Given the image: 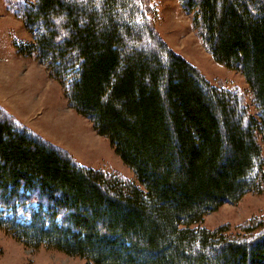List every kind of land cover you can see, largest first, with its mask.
Returning <instances> with one entry per match:
<instances>
[{
  "label": "trees",
  "instance_id": "trees-1",
  "mask_svg": "<svg viewBox=\"0 0 264 264\" xmlns=\"http://www.w3.org/2000/svg\"><path fill=\"white\" fill-rule=\"evenodd\" d=\"M151 3L37 0L16 12L35 39L20 52L46 64L136 181L0 116V229L85 264H264V232L246 237L264 221L236 237L202 225L264 188V0H180L213 59L245 78L258 119L167 45ZM33 200L29 223L5 218Z\"/></svg>",
  "mask_w": 264,
  "mask_h": 264
},
{
  "label": "rangeland",
  "instance_id": "rangeland-1",
  "mask_svg": "<svg viewBox=\"0 0 264 264\" xmlns=\"http://www.w3.org/2000/svg\"><path fill=\"white\" fill-rule=\"evenodd\" d=\"M36 1L0 0V116H12L16 123L69 152L81 166L136 181L134 172L116 153L110 140L100 136L92 121L70 106L65 86L50 76L46 64L35 55L20 52V45L32 44L35 39L16 12L22 4ZM151 2V19L167 45L194 65L212 85L235 94L248 115L258 119L260 110L245 78L213 59L194 27L193 16L183 10L180 0ZM259 141L264 158L261 135ZM38 207L33 200L15 210L8 209L5 218L29 223ZM260 221H264V188L261 193L246 194L237 203L224 204L206 215L202 225L210 230L229 226V234L236 237L243 236L242 228ZM252 232L246 236L249 240L261 235L264 229ZM85 263L82 258L43 246L30 248L0 229V264Z\"/></svg>",
  "mask_w": 264,
  "mask_h": 264
},
{
  "label": "crops",
  "instance_id": "crops-1",
  "mask_svg": "<svg viewBox=\"0 0 264 264\" xmlns=\"http://www.w3.org/2000/svg\"><path fill=\"white\" fill-rule=\"evenodd\" d=\"M27 3V2H26ZM26 3H24V4H26ZM42 137H44V136H42ZM44 139H46L45 137H44ZM48 141H49V139H48Z\"/></svg>",
  "mask_w": 264,
  "mask_h": 264
}]
</instances>
